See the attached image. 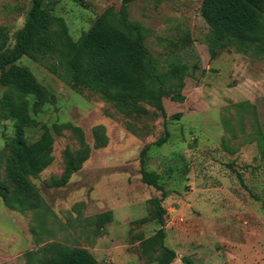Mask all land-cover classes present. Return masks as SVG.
Instances as JSON below:
<instances>
[{"label":"rangeland","instance_id":"374dc122","mask_svg":"<svg viewBox=\"0 0 264 264\" xmlns=\"http://www.w3.org/2000/svg\"><path fill=\"white\" fill-rule=\"evenodd\" d=\"M203 1L138 0L128 6L130 19L145 28L158 67L188 66L185 101L164 98L167 118L148 105L146 115L126 116L99 94L77 93L29 57L19 60L49 95L39 113L29 98L38 125L25 137L33 143L50 130L55 160L32 179L41 195L36 209L11 210L0 197V264H41L52 255L51 243L88 249L105 263L159 264L152 199L163 193L142 180L147 146V170L168 192L163 242L178 255L173 264H185L183 257L195 264H264V54L213 51ZM46 3L78 40L105 11L119 12L123 0ZM31 6L32 0H0V26L11 46ZM4 91L0 86V98ZM167 129L168 141L153 146ZM14 137V121L0 120V151ZM101 139L107 146L96 149ZM88 148L89 159L67 179L69 154ZM0 176L9 182L4 166ZM106 212L113 213L111 220L98 223Z\"/></svg>","mask_w":264,"mask_h":264},{"label":"trees","instance_id":"16d2710c","mask_svg":"<svg viewBox=\"0 0 264 264\" xmlns=\"http://www.w3.org/2000/svg\"><path fill=\"white\" fill-rule=\"evenodd\" d=\"M46 1L32 0L25 24L16 32L13 46L7 28L0 26V86L5 88L0 98V120L14 121L15 128V137L0 151V170L4 166L9 179L6 182L0 176V197L15 211L36 209L41 195L37 194V185L32 179L39 177L55 160V138L50 130L45 129L33 143H28L25 137L28 128L38 125L31 115L29 98H35L34 112L39 113L49 102V95L31 70L18 64L21 58L29 57L62 78L77 93L89 90L99 94L129 117L146 115L145 105H148L167 118L164 98L185 101L182 91L188 66L176 63L169 70L158 67L146 44L144 26L129 17L128 6L138 0H123L119 12L105 11L78 40L70 35L64 18L51 13ZM202 16L210 27L209 42L213 51L233 48L238 53L255 57L264 54V0H204ZM73 129L81 131L80 128ZM169 137L167 129L165 136L153 146H163ZM105 142L106 139H101L95 148L107 146ZM150 148L145 147L141 153L142 180L163 193L161 198L152 199L155 219L160 225V242L154 251L161 252L156 257L159 264H173L178 255L163 242L167 214L163 200L168 192L160 177L147 170ZM91 151L88 148L77 156L69 154L73 164L66 169L67 179L89 159ZM260 158L264 170V140ZM112 215V212L102 213L96 221L103 224L111 220ZM47 248L52 255L41 264H111L100 262L85 248L61 243H51ZM182 259L185 264H195L189 257Z\"/></svg>","mask_w":264,"mask_h":264}]
</instances>
